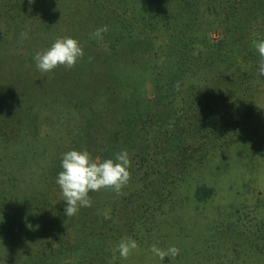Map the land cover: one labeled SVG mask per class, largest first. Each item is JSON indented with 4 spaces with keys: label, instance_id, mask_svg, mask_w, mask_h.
I'll return each instance as SVG.
<instances>
[{
    "label": "rangeland",
    "instance_id": "1",
    "mask_svg": "<svg viewBox=\"0 0 264 264\" xmlns=\"http://www.w3.org/2000/svg\"><path fill=\"white\" fill-rule=\"evenodd\" d=\"M235 3L0 0V264H264V83L250 117L242 107L215 117L188 101L198 74L171 77L156 51L179 38L170 31L187 14ZM64 37L79 41L83 57L41 72L36 53ZM134 93L137 122L119 125ZM228 114L232 128L221 124ZM216 124L220 133L206 138ZM70 150L101 161L126 150L128 184L89 192L92 206L67 217L56 181ZM202 184L215 193L201 202ZM125 237L138 249L113 260ZM153 245L180 251L160 260Z\"/></svg>",
    "mask_w": 264,
    "mask_h": 264
},
{
    "label": "trees",
    "instance_id": "2",
    "mask_svg": "<svg viewBox=\"0 0 264 264\" xmlns=\"http://www.w3.org/2000/svg\"><path fill=\"white\" fill-rule=\"evenodd\" d=\"M182 22L180 29H169L171 33L179 32V38L156 49H161L165 61L163 64L169 67L166 73L171 77L198 74L201 79L195 88L197 92L188 101L193 105L201 103L203 111L214 110L216 117L217 109L221 107H242V117H250V108L246 106L254 101L253 90L258 88L259 83H264V76L259 74L260 56L253 45V41L264 40V0H236L229 11L192 12ZM217 30L221 31V35L213 42L210 33ZM138 80L141 81V77ZM138 100L137 95L132 94V107L119 118V125H134L137 122ZM138 119H141V115ZM221 124L224 128L235 126L231 124L229 114L228 119ZM200 128L203 130L204 127ZM208 129L211 134H207L208 139L212 138V133H220L218 127L213 129L208 126ZM146 159L142 158L141 164ZM214 193L212 187L202 184L195 191V197L202 202L211 199Z\"/></svg>",
    "mask_w": 264,
    "mask_h": 264
},
{
    "label": "clouds",
    "instance_id": "3",
    "mask_svg": "<svg viewBox=\"0 0 264 264\" xmlns=\"http://www.w3.org/2000/svg\"><path fill=\"white\" fill-rule=\"evenodd\" d=\"M34 0H29V4ZM107 26L98 28L93 35L102 39V33L107 31ZM21 37L26 39L27 33H21ZM257 49L260 62L259 74L264 76V40L253 41ZM84 55L83 48L79 41L71 38H57L52 45L43 52H37L34 59L36 67L41 72H51L57 67L63 66L66 69L73 68L77 61ZM129 154L126 150L116 154L115 160L105 159L101 161L99 157L93 159L87 150H70L62 155L61 168L56 183L59 185L64 201H66L65 214L67 217L76 215L81 207H91L92 201L89 192H99L110 190L119 194L130 178ZM136 240L125 237L120 240L113 249V260L115 253L123 259H127L133 250L138 249ZM150 251L160 260L166 256L175 258L179 254V248L170 246L167 250H162L153 245Z\"/></svg>",
    "mask_w": 264,
    "mask_h": 264
}]
</instances>
